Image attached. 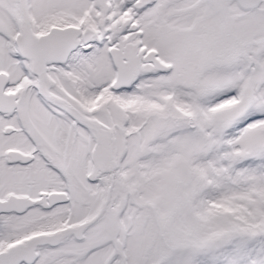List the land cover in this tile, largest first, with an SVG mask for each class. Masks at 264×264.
Here are the masks:
<instances>
[{"label": "snow or ice", "instance_id": "snow-or-ice-1", "mask_svg": "<svg viewBox=\"0 0 264 264\" xmlns=\"http://www.w3.org/2000/svg\"><path fill=\"white\" fill-rule=\"evenodd\" d=\"M0 264H264V0H0Z\"/></svg>", "mask_w": 264, "mask_h": 264}]
</instances>
